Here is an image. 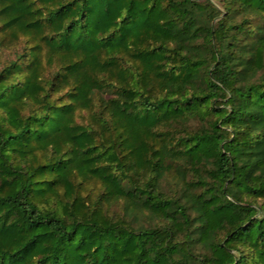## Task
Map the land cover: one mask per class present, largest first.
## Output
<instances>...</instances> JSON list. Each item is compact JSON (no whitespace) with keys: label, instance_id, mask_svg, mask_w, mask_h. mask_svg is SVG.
<instances>
[{"label":"trees","instance_id":"trees-1","mask_svg":"<svg viewBox=\"0 0 264 264\" xmlns=\"http://www.w3.org/2000/svg\"><path fill=\"white\" fill-rule=\"evenodd\" d=\"M0 264H264V0H0Z\"/></svg>","mask_w":264,"mask_h":264},{"label":"rangeland","instance_id":"rangeland-1","mask_svg":"<svg viewBox=\"0 0 264 264\" xmlns=\"http://www.w3.org/2000/svg\"><path fill=\"white\" fill-rule=\"evenodd\" d=\"M261 22H262V20H261L260 18H258V19L256 20V23H261ZM164 186H167L166 182L164 183Z\"/></svg>","mask_w":264,"mask_h":264}]
</instances>
